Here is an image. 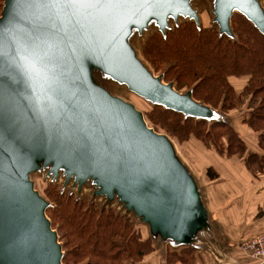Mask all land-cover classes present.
<instances>
[{"label":"water","instance_id":"1","mask_svg":"<svg viewBox=\"0 0 264 264\" xmlns=\"http://www.w3.org/2000/svg\"><path fill=\"white\" fill-rule=\"evenodd\" d=\"M239 12L264 33L259 0H217L220 31ZM198 15L186 0H126L115 7L68 0H4L0 17V264H62L63 248L46 215L48 202L30 175L54 162L81 181L117 190L154 233L193 244L202 211L192 180L169 139L133 105L91 83L86 62L145 100L187 116L206 109L150 72L127 44L130 26ZM207 107V106H206ZM192 241V242H191Z\"/></svg>","mask_w":264,"mask_h":264},{"label":"trees","instance_id":"2","mask_svg":"<svg viewBox=\"0 0 264 264\" xmlns=\"http://www.w3.org/2000/svg\"><path fill=\"white\" fill-rule=\"evenodd\" d=\"M230 24L231 32L224 34L187 21L150 36L143 55L166 84L210 109L229 115L246 99L250 106L257 102L242 117L256 135L260 151L249 150L248 136L240 134L236 122L210 123L156 104L144 119L149 128L180 145L213 147L228 160H243L253 174L264 173V33L239 12ZM206 177L215 181L219 175L210 167ZM53 195L55 207H49L46 215L63 244L62 264H147L156 252L154 240L134 219L84 204L74 196ZM208 257L193 244H180L168 247L166 264H206Z\"/></svg>","mask_w":264,"mask_h":264},{"label":"rangeland","instance_id":"3","mask_svg":"<svg viewBox=\"0 0 264 264\" xmlns=\"http://www.w3.org/2000/svg\"><path fill=\"white\" fill-rule=\"evenodd\" d=\"M186 1L197 13L199 18L198 23L201 26L206 28L220 29L219 23L217 21V15L215 13L217 0ZM259 1L262 5V8L264 9V1ZM1 5L4 6V1L0 4V17L3 11V7H1ZM167 20L168 26L166 30L170 31L175 27L187 21H190L191 18L182 15L174 18L172 15H169ZM129 30L130 31L127 38V44L131 47L136 57L145 65V67L157 76V74H155L153 68L149 65L143 55V46L148 38L155 33H160V28L158 26L157 20L155 18H149L146 27L142 31H140L133 25L130 26ZM86 64L89 80L93 85L104 89L111 96L121 98L125 102L133 105L140 113L143 114L144 117L145 114L152 110L154 105L153 103L132 92L126 84L120 83L113 79L99 65L92 61H87ZM246 100L247 101H245L244 106L240 107L238 111H234L229 115H225L220 111L212 108L210 109L204 104L200 103L201 106L206 109L205 113L200 117L207 119L210 123L216 122L218 120H226L230 123L236 122V124L239 125H236L237 129L240 134H242L239 128L241 127L240 125H242V116L246 112H248V107L251 104V101L249 102L248 99ZM256 103L257 102L252 103L250 107L255 106ZM167 138L172 144L175 159L182 165L187 175L193 182L198 197V202H203V205H205L207 199L205 197L207 193L206 189L211 184L210 180L206 177L208 169L212 167L215 169V172H218V167H223V170H225L226 166H231L234 163L239 165L240 162H242V160L239 158L228 160L225 156L218 155L213 147L206 148L205 146L200 144L201 149H198L195 146L191 145V143L180 145L172 137L168 136ZM248 140L250 146L249 150L251 152L260 151L259 148H257L258 139L256 135L250 134L248 136ZM201 150L205 153H200ZM53 165L54 162L52 161L45 163L43 159H40L37 161V169L30 175V179L34 184L36 191L48 202L50 208L55 207V204L53 202L54 198L52 197H54L53 194H56V192H58V194H60L61 196H74L75 199L83 202L84 204H94L99 209H113L117 213L134 219L140 226L141 230L144 231L145 236L152 238L155 242L156 252L148 258V260L146 261L147 264H166V253L168 247H177L181 243H183V241H180L181 243H178L167 235H163L161 232L154 233V229H152L148 223H144L143 217H139L136 214L134 208H130L128 206V203L123 201L117 190L114 191L112 196L103 195L101 193L102 186L99 184L96 177L90 176L85 181H81L75 174L68 175V169L64 166L59 168L57 172H54ZM220 177H222V175H220L215 181L219 180ZM204 222L205 221L202 219V224H204L206 226V229L209 231V224L207 222ZM202 227L203 225H201V222L198 220L195 223V232L200 230L204 231ZM261 235H264V232L246 239L242 243L251 241ZM58 237L60 242V236L58 235ZM193 243L197 244L196 242ZM60 244L63 248V244L61 242ZM246 258L250 259L248 257ZM250 260L253 261L252 259ZM219 261L221 264H224L225 262H227L226 264L241 263L237 261V259L236 261L224 259H220Z\"/></svg>","mask_w":264,"mask_h":264},{"label":"crops","instance_id":"4","mask_svg":"<svg viewBox=\"0 0 264 264\" xmlns=\"http://www.w3.org/2000/svg\"><path fill=\"white\" fill-rule=\"evenodd\" d=\"M243 120L239 127L241 135L249 136L252 132ZM217 171L222 177L210 181L206 203H200L202 218L209 224V231L201 222L204 231L193 233L191 240L197 243L193 245H197L204 256H209L207 263L221 264L220 259H237L240 264H261L247 259L241 253L240 245L264 232V173L253 174L243 160L239 165L226 166L225 170L218 167Z\"/></svg>","mask_w":264,"mask_h":264},{"label":"built area","instance_id":"5","mask_svg":"<svg viewBox=\"0 0 264 264\" xmlns=\"http://www.w3.org/2000/svg\"><path fill=\"white\" fill-rule=\"evenodd\" d=\"M241 253L256 261L264 263V235H261L251 241L244 242L240 246ZM225 262L224 264H226Z\"/></svg>","mask_w":264,"mask_h":264},{"label":"snow or ice","instance_id":"6","mask_svg":"<svg viewBox=\"0 0 264 264\" xmlns=\"http://www.w3.org/2000/svg\"><path fill=\"white\" fill-rule=\"evenodd\" d=\"M126 0H68L72 5H87V6H108L115 7L122 5Z\"/></svg>","mask_w":264,"mask_h":264}]
</instances>
